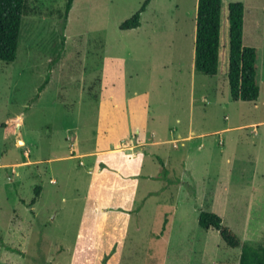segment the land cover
I'll use <instances>...</instances> for the list:
<instances>
[{"label": "rangeland", "instance_id": "rangeland-1", "mask_svg": "<svg viewBox=\"0 0 264 264\" xmlns=\"http://www.w3.org/2000/svg\"><path fill=\"white\" fill-rule=\"evenodd\" d=\"M145 1L75 0L62 31L66 0H28L17 59L0 61V264H82L90 241L101 242L86 198L94 176L91 158L67 157L137 138L176 140L146 148L141 174L128 180L137 211L128 231L121 226L125 238L103 232V250L123 245L86 264H239L241 248L201 228L202 211L242 242L264 244V0H223L216 77L194 68L198 0H153L139 28L121 30ZM233 2L244 3V42L259 52L256 102L230 95ZM12 118L19 123L4 130ZM28 154L39 163L28 166ZM37 187L31 212L21 200Z\"/></svg>", "mask_w": 264, "mask_h": 264}, {"label": "trees", "instance_id": "trees-1", "mask_svg": "<svg viewBox=\"0 0 264 264\" xmlns=\"http://www.w3.org/2000/svg\"><path fill=\"white\" fill-rule=\"evenodd\" d=\"M151 1L153 0H146L141 10L122 23L120 29L129 31L139 28L141 15L146 11ZM74 2L75 0H66L63 14L59 16L62 20L60 23L62 31L66 30ZM222 3L223 0H198L194 67L196 72L209 77H215L219 74ZM228 11L229 59L227 76L231 99L234 102H256L260 97L259 52L257 48L248 46L244 42L245 5L242 2L230 3ZM30 14L31 8L28 0H0L1 62L11 64L16 61L21 39L22 20L23 17ZM49 79L50 73L40 86L39 94L45 89ZM17 123L18 119L12 118L3 123L1 127L6 131H13ZM40 191V187L35 190L36 198L28 205L29 208L35 204ZM167 223L168 220L165 221V225ZM199 225L207 231H217L227 247L241 248L239 264H264V244L255 248L242 242L240 237L217 214L202 211L199 215ZM5 247L8 251L21 254L9 245H5Z\"/></svg>", "mask_w": 264, "mask_h": 264}, {"label": "crops", "instance_id": "crops-1", "mask_svg": "<svg viewBox=\"0 0 264 264\" xmlns=\"http://www.w3.org/2000/svg\"><path fill=\"white\" fill-rule=\"evenodd\" d=\"M227 73H228V62L226 63V74ZM253 125L256 126L257 123ZM138 133L140 134V130ZM128 134L129 132L125 134V132L120 131L119 136H126ZM153 135L156 136V132H153ZM190 138L191 136H187L181 138V140H188ZM175 140L176 139L162 140L156 142H145L140 138H137L136 143L133 145L127 144V145L110 147L106 149L91 150L90 152H86L84 154H77V155L74 154L67 157L71 159L72 158L78 159L88 156L89 158H91L90 171L93 173L94 177H91L89 181L88 184L89 195L87 194L86 198L88 202L90 199L93 203V213L97 215L96 221L93 224V228L97 232H99V234H101L98 237V239L101 238V242H97L96 241L97 239H92L90 241V244L88 246V248L90 249L88 250L89 253L87 254L88 258L93 253H95L96 255L98 253V261H99L102 259L103 256L108 254L107 252L109 250L112 251V249L115 247L116 244L120 243L119 247L123 245L122 242L114 243L112 240H110L109 248L103 250L102 239L105 238L103 232L108 230L109 227H112L114 231L120 233L119 235H116L117 238L115 240L113 237L114 241L121 240L123 239V237L125 238L126 236L125 233L124 235L122 234L123 232L121 226L122 224H125L126 225L125 231H128L130 220L132 218V215L134 214L133 212L136 210L135 203L137 198V184H136L137 182H132V184H128L129 177L130 179L133 178L134 180L135 177H139V175L141 174V170L143 168V163H144V157L146 154L145 151L146 148L154 147L158 143H170ZM27 159H28L27 164H29L28 166L39 163V161L37 160L32 161L29 157V154ZM51 182H55V180H51ZM41 191L39 197H37L35 204L31 206V208H29L28 205H30L32 200L36 198L35 191H34L35 192L34 198L21 200L22 204L24 206H27L31 210V212H34L37 203L41 199V193H42ZM79 247L80 245L77 246L76 251L74 252V254L77 256L79 254ZM58 253L60 252L58 251ZM88 258H85L83 261H81V263L86 264ZM72 264H77V263H72Z\"/></svg>", "mask_w": 264, "mask_h": 264}]
</instances>
